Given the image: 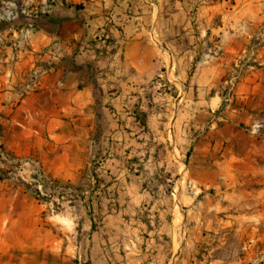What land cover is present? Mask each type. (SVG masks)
Wrapping results in <instances>:
<instances>
[{"label":"crops","instance_id":"crops-1","mask_svg":"<svg viewBox=\"0 0 264 264\" xmlns=\"http://www.w3.org/2000/svg\"><path fill=\"white\" fill-rule=\"evenodd\" d=\"M259 4L0 0V145L36 162L45 218L55 201L73 219L70 241L48 244L41 219L39 252L0 244V264H223L207 234L264 173V131L242 128L253 86L223 97Z\"/></svg>","mask_w":264,"mask_h":264},{"label":"rangeland","instance_id":"rangeland-1","mask_svg":"<svg viewBox=\"0 0 264 264\" xmlns=\"http://www.w3.org/2000/svg\"><path fill=\"white\" fill-rule=\"evenodd\" d=\"M258 2L255 27H240L242 32L248 29L250 37L240 44L237 54L226 58L230 69L223 91L224 99L232 107L238 104L234 97L235 85L251 83L250 105L244 101L240 105L248 108L251 114L250 120L242 123V128L255 134L264 131V9L263 0ZM0 159L4 162L0 167V244H15L17 256L24 255L26 244H36L32 251L33 255L38 253L41 219L48 224V244H56L55 237L70 241L73 219L55 212L51 215L55 201L47 206L45 218L46 207L42 210L41 204H44L46 194L41 183L42 172L33 166L36 162L15 159L1 145ZM236 189L238 215L223 217V227L207 234L208 244H218L213 252L224 261L223 264H264V173L253 180L241 178ZM58 206L60 212L64 209L71 212L70 203ZM52 251L49 249V256L53 255Z\"/></svg>","mask_w":264,"mask_h":264},{"label":"built area","instance_id":"built-area-1","mask_svg":"<svg viewBox=\"0 0 264 264\" xmlns=\"http://www.w3.org/2000/svg\"><path fill=\"white\" fill-rule=\"evenodd\" d=\"M47 3H49V1H47ZM2 44H3V38L0 35V49L2 47ZM16 45L17 46L19 45L18 42L16 43ZM45 70L46 68L40 70H35V69L32 70L30 77L25 82H23L19 87V92L22 97L29 95L30 93L35 91L38 85L39 78L45 72Z\"/></svg>","mask_w":264,"mask_h":264}]
</instances>
